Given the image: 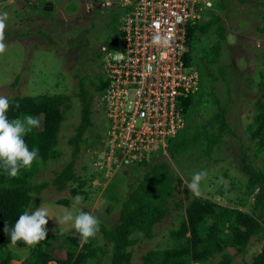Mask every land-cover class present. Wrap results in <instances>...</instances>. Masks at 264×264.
<instances>
[{
  "label": "trees",
  "instance_id": "obj_1",
  "mask_svg": "<svg viewBox=\"0 0 264 264\" xmlns=\"http://www.w3.org/2000/svg\"><path fill=\"white\" fill-rule=\"evenodd\" d=\"M23 1L25 7L37 9L42 14L39 13L38 17L48 14L42 13L40 8L42 4L36 6L31 4L37 3L36 1ZM211 2L210 8L206 9L202 16V23L196 22L186 28V49L183 60L186 65L196 66L198 78L196 89L177 104L180 106L183 125L173 137L166 139L168 157L198 148H202L199 151L202 156H208L212 147L220 140L222 133H231L225 120V109L220 106L219 99L212 89L214 77L208 71L209 65L218 62L220 44L226 32L220 16L216 17L213 12H209L214 9L223 11L222 0ZM259 5L264 10V0ZM211 27L214 31L211 37L214 40L208 46L200 45L201 51L195 53L193 49H190V43L199 38L204 43V39H208L206 36ZM255 32L258 35H264V13L260 17V26L255 28ZM103 46L106 48L105 52L118 49L120 47L118 36ZM104 64L103 60L100 72ZM199 69L201 72L198 71ZM96 77L88 81L84 77H76L75 90L70 95L79 104L78 122L72 133L65 139V145L70 151V159L62 164L60 170L54 173L49 182L56 192L61 193L66 190L71 199L77 194L87 197V191L82 189L86 180L76 173L74 160L81 144H84V134L92 126L95 98L108 85L104 73L103 76ZM82 79H86L85 83L81 81ZM206 79L210 81L207 89L204 82ZM255 88L257 98L253 103L254 114L244 131L245 140L249 146L241 147L239 150L241 163L239 170L243 173V178L235 182L230 180L225 190L239 192L240 198L236 202V207L221 206L215 202L200 199L190 194L187 188L183 190L186 194V203L182 207L180 202L173 200L174 195L178 193V186L174 184L178 177L174 176L175 174L173 175L168 167L169 158H164L158 151L147 159L128 165L131 166L130 170L134 171L142 168V173L135 185L126 180L123 189L118 190L123 182L121 183L120 180L118 183L116 181L112 183L114 179L112 177L110 186L106 184L103 188L109 201L107 209L117 205L119 212L115 226L107 228L102 224L99 225L101 242L97 243L94 238H90L88 243L81 245L80 235L75 232L74 235L64 233L61 239L53 235L47 236L35 247H29L22 241L13 246L10 241V232L19 215L28 211L32 195H37L48 185V182L34 183L33 178L42 166L61 155L58 148L59 132L62 123L66 120L65 114L70 108L71 100L70 96L63 94L9 97L12 108L7 115L10 120L23 119L25 115L31 114L40 120L41 126L33 128L25 136L30 150L39 149L38 158L33 162L32 167L21 169L16 178L9 177L0 168V264H10L11 261L18 260V255L11 251L12 247L18 250H29L27 258L19 264H130V249L141 238L150 240L154 237V228L165 217L169 203L173 204L174 210H182L183 214L177 226L168 231L165 240L167 246L144 252L141 256V264H232L235 255L246 253L251 239L260 241L261 247L244 264H264V157H259L261 168L258 169L249 159L264 154V67L257 73ZM17 103L19 108H15ZM203 104L209 109L213 107L214 112L204 124L188 127L186 122L190 111L193 110L192 108H200ZM103 119L106 124L104 114ZM212 129L213 131H209ZM99 139L100 137L98 141ZM201 141H204L203 147L200 144ZM85 146L92 147L89 143ZM248 151L251 153L249 154ZM86 169V165L80 168L87 173L88 180L98 179L100 183L104 181L100 172H88ZM127 173L128 171H122L123 176ZM245 201H248V211L241 210L244 208ZM56 203L68 207L70 200L62 199ZM5 225L8 232L4 231ZM55 238L60 240L57 241L55 249L63 252L61 259L53 257L49 251L45 250V245ZM227 249H233L234 254H229Z\"/></svg>",
  "mask_w": 264,
  "mask_h": 264
},
{
  "label": "rangeland",
  "instance_id": "obj_2",
  "mask_svg": "<svg viewBox=\"0 0 264 264\" xmlns=\"http://www.w3.org/2000/svg\"><path fill=\"white\" fill-rule=\"evenodd\" d=\"M32 1L38 3H31L36 6L40 4L48 6L49 4L51 11L41 10L43 14L48 13L49 15L38 17L40 12L37 9L25 7L23 0H0V13L8 14L5 29L7 49L3 55H0V95L9 98L63 94L70 96L71 101L70 108L65 114L66 120L62 123L59 132L58 148L61 155L56 160L47 162L34 176V183L48 182V185L37 195H32L28 211L31 214L40 206L45 207L49 212L46 225L47 236L53 235L59 239L64 233L74 235L76 232L70 224L59 226L56 221L66 209L73 211L74 215L81 210L90 212L99 218L100 224L111 228L117 223L119 208L115 205L107 209L109 201L103 188L106 184L110 186L112 177H114L112 183L114 181L118 183L120 180L121 183L123 182V186L120 185L118 190L123 189L126 180L135 185L142 173V168L134 171L130 170L131 166L122 165L115 173L104 170L102 177L105 179L103 178L104 181L101 183L98 179L88 180L87 173L80 170L82 165H86L88 172L101 171L99 166L93 165L96 161L93 151H98L103 144L105 135L102 131L106 128L102 108L97 100H95L94 113L91 118L92 126L84 134V144H81L74 160L76 173L86 180L82 189L87 191V197L83 199L81 205L72 209L70 194L66 190L61 193L56 192L49 182L54 173L60 170L62 164L70 159V151L65 145V139L72 133L78 122L79 104L70 95L75 90L76 77H84L88 81L96 79V76H103L100 72L101 64L105 53L109 51L101 52L100 46L106 45L117 36L124 11L117 7L99 8L98 3L95 4L93 0ZM207 1L212 3L211 1L216 2L217 0ZM261 1L222 0L223 11L220 9V11L216 9L209 11L213 12L216 17L220 16L221 23L226 29L224 40L220 44L218 62L209 65L208 71L214 77L215 82L212 83V89L219 99L220 106L225 109V120L231 133H222L220 140L212 147L208 156H202L199 152L202 148H198L166 158H169L170 171L178 177L174 183L178 186V193L174 195L173 200L180 202L182 207L186 203V194L183 190L188 189L187 185L193 174L200 171L206 172L207 175L201 181V196L198 198L215 202L221 206H237L236 202L240 198L239 192L225 190L230 180L235 182L243 178V173L239 170L241 166L239 150L241 147L249 146L245 140L244 131L254 114L253 103L257 98L255 88L257 73L264 67V35H258L255 32V28L260 26V17L264 13L262 6L259 5ZM88 3L93 5L90 12H87ZM208 33L206 36L208 39H204V43L200 38L192 40L190 49L199 53L200 45L204 47L210 45L214 40L211 37V33L214 34L213 27ZM198 71L201 72L200 69ZM85 80L81 81L85 83ZM204 82H206L205 88L207 89L210 81L206 79ZM86 85L89 89V85L87 83ZM192 109L186 122L190 128L204 124L214 112L213 107L209 109L204 104L200 108ZM88 143L92 146L91 148L85 146ZM200 144L203 147L204 141ZM90 149H92L91 157ZM248 153L250 154L251 151ZM263 155L259 154L256 158H249L255 168H261L259 157H264ZM123 170L128 171L126 176H123ZM189 193L192 194L190 191ZM62 199L70 200V205L65 207L56 203ZM248 201L244 202V208L241 210L248 211ZM182 214V210H174L173 204L169 203L168 212L154 228V237L150 240L141 238L130 249V264H141V256L149 249L165 248L167 233L177 226ZM93 238L97 243L101 242L99 231ZM59 239L50 240L45 245V250L49 251L53 257L61 259L63 252L55 249ZM260 247V241L251 239L246 253L235 255L232 264L247 263ZM11 251L18 255V260L11 261L10 264H19L29 255L28 249L18 250L12 247ZM227 252L234 254L233 249H227Z\"/></svg>",
  "mask_w": 264,
  "mask_h": 264
},
{
  "label": "built area",
  "instance_id": "obj_3",
  "mask_svg": "<svg viewBox=\"0 0 264 264\" xmlns=\"http://www.w3.org/2000/svg\"><path fill=\"white\" fill-rule=\"evenodd\" d=\"M100 7L124 11L120 47L104 55L108 85L96 98L103 108L105 140L93 151L102 176L115 173L158 153L167 158L166 139L183 125L180 100L196 89L197 73L183 54L186 28L200 22L206 0H100ZM156 34L171 37L167 48L156 47ZM105 52L104 46L100 47ZM90 157L92 150H90ZM104 178V177H103ZM105 179V178H104Z\"/></svg>",
  "mask_w": 264,
  "mask_h": 264
},
{
  "label": "clouds",
  "instance_id": "obj_4",
  "mask_svg": "<svg viewBox=\"0 0 264 264\" xmlns=\"http://www.w3.org/2000/svg\"><path fill=\"white\" fill-rule=\"evenodd\" d=\"M93 1H95V4L99 3L97 0ZM92 7L93 5L91 3L87 4L88 9ZM7 20L8 14L0 13V55H3L7 49L5 43ZM202 21L203 19L201 18L200 22ZM119 35V32H117L118 39ZM170 41L171 37L168 35L156 34L152 38L153 45L160 48L169 47ZM191 66H193L197 73L195 66ZM96 98L95 100H97ZM10 108H12V105L10 104L9 98L5 95H0V168H2L9 177L16 178L21 169H30L33 162L38 158L39 149L32 148L30 150L25 141V136L33 128H39L41 124L40 120L31 114L25 115L23 119L14 118L10 120L7 115ZM15 108H19L18 103L15 105ZM206 175L207 173L204 171L193 174L191 181L187 185L188 190L193 196H201V181L205 179ZM83 199L84 197L79 194L74 196L72 198V209H76L81 205ZM48 218L49 212L43 206L35 209L31 214L29 211H24L23 214L19 215L14 227L11 229V244L14 246L22 241L29 247H35L40 242L44 241L47 237L46 225L48 224ZM56 221L59 226L70 224L71 227L79 233L81 245L88 243L90 238H93L97 234L101 223L99 218L90 212L81 210L74 215L73 211L68 209L65 210L62 216L57 217ZM4 231L8 232L6 225Z\"/></svg>",
  "mask_w": 264,
  "mask_h": 264
},
{
  "label": "water",
  "instance_id": "obj_5",
  "mask_svg": "<svg viewBox=\"0 0 264 264\" xmlns=\"http://www.w3.org/2000/svg\"><path fill=\"white\" fill-rule=\"evenodd\" d=\"M47 4H44V6H42V11H51V7L48 5L46 6Z\"/></svg>",
  "mask_w": 264,
  "mask_h": 264
},
{
  "label": "flooded vegetation",
  "instance_id": "obj_6",
  "mask_svg": "<svg viewBox=\"0 0 264 264\" xmlns=\"http://www.w3.org/2000/svg\"><path fill=\"white\" fill-rule=\"evenodd\" d=\"M87 12H90V9H88V11Z\"/></svg>",
  "mask_w": 264,
  "mask_h": 264
}]
</instances>
